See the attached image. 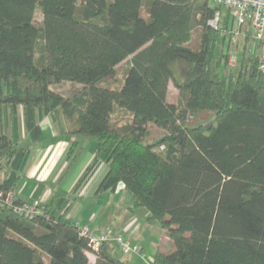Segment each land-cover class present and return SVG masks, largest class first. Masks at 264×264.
<instances>
[{"label": "trees", "instance_id": "16d2710c", "mask_svg": "<svg viewBox=\"0 0 264 264\" xmlns=\"http://www.w3.org/2000/svg\"><path fill=\"white\" fill-rule=\"evenodd\" d=\"M223 13L232 29L209 0H0V192L15 197L0 208V264H92L91 254L129 264L111 243L93 250L67 216L102 165L97 194L124 186L131 210L144 208L173 244L152 264H264L263 44L253 54L247 31L231 66L228 29L220 38L212 25ZM64 82L82 89L51 90ZM20 108L34 144L47 116L71 137L62 180L84 152L79 137L98 141L72 192L32 218L15 211L27 203L15 191L32 151ZM151 126L163 131L155 142Z\"/></svg>", "mask_w": 264, "mask_h": 264}, {"label": "crops", "instance_id": "0c3cea01", "mask_svg": "<svg viewBox=\"0 0 264 264\" xmlns=\"http://www.w3.org/2000/svg\"><path fill=\"white\" fill-rule=\"evenodd\" d=\"M41 127L45 133L46 140L42 143L37 144L36 149H35V144H34V147L32 148L27 165L24 171L22 172V178L20 180V183L22 182L24 176H26L28 180L31 179L34 182H40V183L42 182L45 183V181L48 180L52 176L54 177L55 184H57L59 188L63 186V188L61 189H65L64 185L70 184V180L71 179L73 180L75 177V179L73 180V184L69 185V188H68L69 191H72L75 184L78 182L83 172L85 171V169L92 162L94 158V153L91 154L90 152H86V151H85L86 153L85 152L82 153L84 155L83 156L81 155L80 158L78 159L79 161H77L76 163L79 164L80 160L85 159V158H86V161H85L86 163L82 166L80 165V168L77 164H75L74 166L75 171L73 172V174L70 177H68L69 175L68 174L62 180V176L67 167L66 158H67L68 150L72 144V139L68 135L57 134L56 127H55L54 121L51 116H47L42 120ZM46 132L51 133L52 139L50 140V142L47 141L48 138H47ZM81 146L84 147L82 144ZM84 150H85V147H84ZM98 170L99 171L96 172L93 178H91V180L84 186V188L82 189V191L80 192L78 196L79 198L73 203L70 211L68 212V215H67L68 218L78 223L80 226L90 225L95 230H103L106 228H110L116 233H118L119 235L130 240L132 244L138 245L144 252L145 248L140 246V245H144L143 227L142 225L139 224L140 221L136 217L137 211L131 210L132 206H126L125 207L126 209H124L123 207L121 214H117L115 216L114 207L116 206V209L119 210L120 204L110 203L108 204V208L106 205L108 202V198L110 196L112 197L119 196L122 192L126 190L125 187L120 186L115 192L107 191L103 194H97L96 192L97 187L107 171V166L102 165ZM1 176L2 175L0 174V182L2 180ZM25 190H26V187H25ZM34 190L35 191L32 194V198L36 196L37 192L39 191V187L38 188L34 187ZM23 191L20 190L17 186V189L15 192L18 194L19 198H21L23 201L29 204H41L43 202L50 201L53 199L58 200L60 197V196L59 197L57 196L56 190L54 191V189L51 188V186H47L46 191H44L42 196L37 201H30L24 198L25 192ZM88 192L92 193L94 200L87 202L86 204H83L84 199L89 196ZM32 198L30 197V199ZM100 198H103L104 202H106L105 206L100 203L99 201ZM147 218H148V214L147 212H145L143 220L147 221ZM112 246L114 248L115 245H112ZM163 246H165L163 243V239L160 240L159 244L158 243L156 245L154 244L152 248L155 251L154 255L157 252V250ZM90 260L92 264L96 263L95 256H94V261L91 258ZM127 261L130 262L131 260H127ZM147 261L150 262L149 259Z\"/></svg>", "mask_w": 264, "mask_h": 264}, {"label": "rangeland", "instance_id": "374dc122", "mask_svg": "<svg viewBox=\"0 0 264 264\" xmlns=\"http://www.w3.org/2000/svg\"><path fill=\"white\" fill-rule=\"evenodd\" d=\"M224 16H225V14L223 13L222 18H220V20L218 21L219 24L212 23V25L214 27H217V25H218L219 29H222L221 33H220V38H224V36L226 35L225 31L228 29L227 36L225 37L226 38L225 39V46L231 40V42H232V56L230 57V59H232V57H236L237 58V62L234 63V64L232 63L231 66L238 67L239 57H240V54H241L242 49L244 47V44L246 43L247 36L237 34L236 26L234 27V25H232V29H231V27L229 28V26H228L227 29H224L226 27L225 25H224L225 27L223 26V24H224L223 23L224 22L223 21ZM229 31H233L232 34H231L232 36L229 35ZM257 43L258 42L255 41L252 44L251 52H253V54H255L258 51L256 49L257 48ZM220 47H221V44L219 43V49H220ZM261 52H262V54H264V49L263 48L261 49ZM50 88L54 92L62 94L65 97H70L73 94L79 92L82 89V85H80L78 83H73V82H64V83H61V84L51 85ZM179 97H180L179 90L173 85V83H171V85H170V94H169L170 101L177 103V102H179ZM53 121H54V124H55V127H56L57 134H61L60 133V129L57 126V123L55 122L54 119H53ZM204 122L207 123V124L209 123L208 121H204ZM19 126H20V132H21V138H22L23 146H31V148H33L34 147V143L30 139V137H28L26 135V133H25L24 123H23V111H22V108H20ZM150 130H151V134H150V136L147 139L148 142H155L157 137H159V136H161L163 134L162 129H160V128L156 127V126H151ZM46 135H47V138H48L47 141L50 142V140L52 139L51 133L50 132H46ZM79 142L85 147L84 152L85 151L86 152H90L91 154H93L95 152V150L97 148V144H98V141H97V139L95 137H88V138L79 137ZM36 146H37V144H35V149H36ZM83 155L84 154H82V156ZM85 161H86V158L80 160L79 164H77V163L76 164L80 168V165L82 166V165H84L86 163ZM58 163H59V161H58ZM5 164H6V160L3 159L2 162H1V165L4 167ZM67 166H68V164H67ZM2 170L3 169L0 170L1 175H2V172H3ZM59 170H58V172H59ZM74 171H75V167H73L71 169V172L69 173L68 177H70L73 174ZM54 174H55V172H54ZM74 179H75V177H74ZM73 180L72 179L70 180V184H67V185L65 184L64 185L65 189H61V188H63V186L61 188H59V186H57V184H55L54 177H52V176L48 180H46L45 183L44 182H42V183L34 182L31 179L28 180V178H26V176H24L22 182L20 184H18V188L23 191V190H25V187H26V190L23 191V192H25L24 193V196H25L24 198H26V199H28L30 201H37L42 196L44 191H46L47 186H51V188H53L54 191L56 190L58 197L59 196L60 197L67 196L69 193L72 192V191H69L68 188H69V185L73 184ZM84 186L77 193L78 196H79L80 192L82 191V189L84 188ZM34 187H37V188L39 187V191L37 192L36 196H34L32 198V194L36 190V188L34 190ZM88 195L89 196L84 199L83 204H86L87 202H90V201L94 200V198L92 196V193L88 192ZM30 197L32 199H30ZM99 201H100L101 204H103L105 206L106 202H104L103 198H100ZM110 203H113V204L119 203L120 204V206H119L120 209L117 210L116 206H115L114 207L115 208L114 215L116 216L117 214H121V212L123 210V207H124V209H126L125 208L126 206H133L132 193L127 191V190H125L119 196H114V197L110 196L108 198V202L106 204L107 208H108V204H110ZM135 210L137 211L136 217L140 221L139 224L142 225V227H143V234H144L143 238L145 240V241L143 240L144 245H140V246L145 248L144 254L150 260V262H148L147 260L141 259L140 256H138L136 254H125V253L121 252L117 248V244L116 243L115 244L111 243L112 245H115L114 246V256L116 258L121 259V260H126V261L127 260H131L129 262V264H152V259H153L154 252H155L154 249H152L154 244L155 245L157 243L159 244L160 240L163 239V243L165 245V250L168 251V250H170L172 248L174 249V246H173V244H169L170 243L169 242L170 239L167 236H165V231L161 227V224H160L159 221H153V222H148V220L145 221V220H143V218H144V213L146 212V210L144 208H137ZM107 229H110V228H106V229H103V230H107ZM113 232L115 234H118L115 231H113ZM30 256H31V254H30L29 251H24V253L22 255L23 261H28L30 259ZM89 257L91 259H93V261H94V255L91 254V255H89Z\"/></svg>", "mask_w": 264, "mask_h": 264}, {"label": "built area", "instance_id": "2783aa9c", "mask_svg": "<svg viewBox=\"0 0 264 264\" xmlns=\"http://www.w3.org/2000/svg\"><path fill=\"white\" fill-rule=\"evenodd\" d=\"M214 4L221 5L230 15V22L236 26L237 34L247 36V31L252 32L256 42H262L264 49V0H209ZM220 19L212 22L218 24ZM244 28L246 30H242ZM231 64L237 62L236 57L230 59ZM260 71L264 75V59L260 65ZM14 193L4 196L0 192V208L13 206ZM15 211L26 217H34L41 214L37 204L24 203L15 207ZM81 234L89 239V246L98 250L105 243H116L118 248L125 254H136L146 260V256L138 245L111 229L95 230L90 225L80 226Z\"/></svg>", "mask_w": 264, "mask_h": 264}]
</instances>
